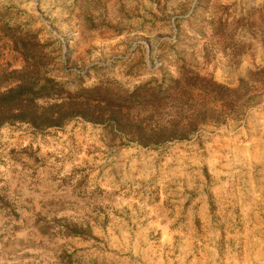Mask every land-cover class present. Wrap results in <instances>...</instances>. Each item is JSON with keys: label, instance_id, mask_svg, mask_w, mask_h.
Here are the masks:
<instances>
[{"label": "rangeland", "instance_id": "374dc122", "mask_svg": "<svg viewBox=\"0 0 264 264\" xmlns=\"http://www.w3.org/2000/svg\"><path fill=\"white\" fill-rule=\"evenodd\" d=\"M24 80L0 264H264V0H0Z\"/></svg>", "mask_w": 264, "mask_h": 264}, {"label": "trees", "instance_id": "16d2710c", "mask_svg": "<svg viewBox=\"0 0 264 264\" xmlns=\"http://www.w3.org/2000/svg\"><path fill=\"white\" fill-rule=\"evenodd\" d=\"M26 69L25 67L22 68ZM26 81L18 82L14 87H9L3 93V96L11 95L8 101L0 102V126L6 122L7 120L12 121H24L28 123H34L35 118L33 113H30L31 109L35 108L36 99L39 95L38 91L32 90V86H29L27 89H22V85L25 84ZM15 104V108H11L10 110H6L5 107L9 104ZM59 116L56 118H48L50 121L45 120L47 124L59 123ZM176 125V124H174ZM174 125H170V127H160L152 129V134L156 135V139L169 138L183 135L185 132L182 128H177Z\"/></svg>", "mask_w": 264, "mask_h": 264}]
</instances>
